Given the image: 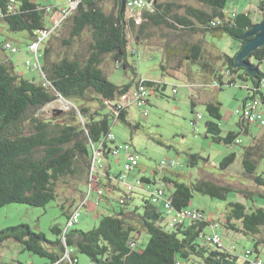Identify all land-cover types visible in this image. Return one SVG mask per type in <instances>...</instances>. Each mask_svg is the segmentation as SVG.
I'll list each match as a JSON object with an SVG mask.
<instances>
[{"label":"trees","instance_id":"16d2710c","mask_svg":"<svg viewBox=\"0 0 264 264\" xmlns=\"http://www.w3.org/2000/svg\"><path fill=\"white\" fill-rule=\"evenodd\" d=\"M104 1L80 0L64 23L55 27L52 17L62 10L58 7H43L32 0H0V23L11 32L28 34L31 39L28 53L31 54L29 45L43 31L50 32L45 41L52 37L44 50V63L41 60L40 68L27 65V61L33 60L31 58L25 63L32 70H41V82L17 73L13 62L6 56H0V209L12 203L45 207L62 199L61 208L68 219L65 228L52 226L54 239L34 232L25 224L2 229L0 247L9 240L16 241L24 251L46 259V264L73 263L66 262V259L78 264L77 254L85 255L92 264H251L238 255L236 249L226 248L223 242L220 247L208 239L212 233L204 234V229L218 223L209 221L204 211L202 219L170 227L164 209L159 207L161 204L151 202L150 193L155 186L162 184L170 196L172 208L182 211L189 208L196 192L226 200L233 190L244 198H252L260 193L258 189H234L207 179L188 185L156 172L152 177H140L143 188L128 193L119 177L123 170L119 173L113 171L111 158H116L113 150L117 145L115 140H109L108 135L118 121L133 129L139 128V125L133 126L128 121L130 106L122 104L129 100L133 89L142 84L149 90L148 111L153 94L163 93L166 89L161 82L138 79L137 69L128 61L129 33L140 45L152 36V30H163L166 38L163 49L168 62L161 65L163 70L181 72L186 63L185 74L192 87L217 91L242 81L248 95L241 107L247 101L258 100L263 110L264 69L261 65L264 63V46L245 59L249 67L236 64L237 56L251 39L244 38L245 35L258 22L250 11L228 9L229 2L234 0H194L197 5L187 3L189 0H147L151 8H141L139 18L128 16L122 0H112L114 7L108 13L102 7ZM258 9L264 18V0L259 3ZM48 15L51 27L46 24ZM63 25L69 30L68 39L62 40L66 51L74 42L81 41L84 35L88 34L90 39L82 54L72 57L66 53L61 59H54L51 42L59 39L55 33ZM195 35H200V38L195 39ZM225 35L237 44L234 55L220 51L207 41L208 36ZM7 50L13 54L19 51L9 41L3 45V51ZM108 56L118 68L132 71L130 83L117 85L108 78L103 68ZM195 66L197 72L193 71ZM174 93H178L177 89ZM58 97L72 108L65 115L54 110L49 119L39 116L38 111ZM192 105L196 107L194 100ZM206 108L212 118L206 124L207 134L215 143L227 146L242 144L240 134L250 135V127L259 126L239 115L240 131L224 133L220 125L222 104L209 100ZM202 118L201 114L197 115L194 125ZM258 136H253L251 144L244 146L242 160L244 174L253 179L256 188L264 187V177L256 175L260 161L264 160V135ZM94 148L102 154L103 169L93 168ZM236 158L237 155L231 153L224 158L221 168L227 169ZM200 159L198 154H191L188 163L194 167ZM83 186L88 188L87 193ZM121 187L125 191L119 198V208H112V212L103 216L97 227L89 231L75 228L79 218L78 223L65 231L74 213L78 210L80 214V208L86 205L93 192L100 188L118 191ZM60 189H64L62 192L65 193V190L73 189V196L63 198ZM134 196H141L143 204H136ZM260 196L264 198V192ZM77 197H80L78 201ZM106 199L110 202L109 198ZM121 200L124 202L121 203ZM80 202L76 210L66 209L67 205L74 208ZM252 202L251 207L242 202L229 203L223 226L245 235L260 237L264 234V208L256 207L254 198ZM143 230L150 234V240L144 249H139L136 234ZM218 230L216 233L222 237ZM262 243L263 238L257 242L258 245ZM0 264L4 263L0 261Z\"/></svg>","mask_w":264,"mask_h":264},{"label":"rangeland","instance_id":"374dc122","mask_svg":"<svg viewBox=\"0 0 264 264\" xmlns=\"http://www.w3.org/2000/svg\"><path fill=\"white\" fill-rule=\"evenodd\" d=\"M43 7H58L63 9L68 6V0H32ZM262 0H239L234 4L229 2L228 9H236V11H250L256 23L263 20L258 5ZM187 3L196 4L194 0H189ZM197 5V4H196ZM103 9L110 13L114 7L112 0L102 2ZM53 9V8H52ZM140 9L136 11H127L129 17L139 18ZM64 23V22H63ZM61 23V25L63 24ZM257 23V24H258ZM46 24L51 27L50 15L46 18ZM68 27L63 25L62 29L55 35H59V39H53L52 57L61 59L66 53L76 57L84 52L89 41V35L83 36L81 41H76L66 51L62 40L68 39ZM58 32V33H57ZM152 36L144 43L137 45L135 40L129 33V63L137 69L138 79L148 81L161 82L166 86L163 93L153 94L151 105L149 106V115L144 117L142 112L136 107L128 108V121L133 125H139L138 129H133L122 121L115 122L112 127V133L115 135V143L117 146H131L133 154L138 156L137 163L139 166L129 176L128 182H135L137 178L143 175L153 176L156 172L168 175L173 180L184 182L188 185L197 182L200 179H207L219 184L228 185L234 189H246L260 193L264 192V187L257 186L252 178L244 174L243 168V151L244 146L251 144L253 136L258 137L264 135V128L256 125L250 127L251 134H240L239 141L242 144H234L227 146L224 143H215L211 136L207 134L206 124L211 121L207 112L206 102L215 100L222 104V121L221 128L224 133L228 131H240L239 124L241 118L236 115V110L241 107L242 102L248 95L247 89L243 87L244 83L238 81L236 85L226 86L221 91L213 90L212 88L192 87L188 83L186 76V63L183 71L171 73L170 70H163L161 65H167V59L164 53V45L166 38L163 36V30H152ZM49 37L41 47V60L44 63V50ZM195 39L200 38V35H195ZM13 43L19 51L13 54L11 51H3V45L7 42ZM31 39L26 32H11L8 27L0 23V56L8 57L15 65V71L25 78L35 79L37 82L43 80L41 70H32L25 63L27 59H33L28 53V44ZM207 41L224 53L234 55L237 51V44L228 36L212 37L208 36ZM135 50L137 54H132ZM103 68L107 72L108 78L117 85L128 84L133 79L131 70L118 68L115 62L108 56L105 58ZM194 72H197V67H194ZM264 69V63L261 65ZM186 73V74H185ZM197 83H200L197 80ZM177 89L178 93H174ZM163 94V95H162ZM193 100L196 102V107L192 105ZM62 98L58 97L53 103L39 110V116L49 119L54 110H59L61 114H66L72 106L67 104ZM69 107V108H68ZM64 109L65 111H61ZM264 114V109L262 110ZM201 114L203 118L197 121L194 125V120L197 115ZM259 133V134H258ZM256 142V141H255ZM235 153L237 158L235 162L227 169L221 168V163L225 157ZM198 154L200 160L198 165L191 167L188 163L189 155ZM126 153L121 151L119 157H112L113 171L119 173L123 170ZM162 161H176L178 167H162ZM256 175L264 177V160L260 161ZM94 176V179H96ZM94 185L95 182L93 183ZM123 186V185H122ZM84 192H88V188L82 187ZM64 189H60V192ZM62 192L63 198L72 197L73 189H67ZM99 191V193H98ZM93 192L88 198L86 205L80 208V222L75 225L83 231H89L97 227L103 216L109 215L112 208H119V198L123 195L125 189L110 191L109 189L100 188ZM169 191V190H168ZM260 193L255 194L252 198H244L235 190L228 193L226 200L211 198L210 196L194 193V197L188 209L199 210L205 213L209 221H213L220 225L218 232L222 235V242L228 249L235 248L238 255L244 258L247 250L253 251L249 259H254L258 254L264 261V243L258 245L259 239H264V234L260 237L253 235H245L242 232L227 230L223 224L226 222L229 203L242 202L248 207L253 205L252 199H255V206L264 208V198ZM106 198L110 199V202ZM80 197H77V201ZM136 204L142 205L143 199L138 196ZM64 203L62 199L50 202L45 207H34L28 204L12 203L0 209V230L18 226L29 225L34 232L44 233L49 239H54L55 236L51 231L52 226L66 227L67 216L63 213L61 205ZM81 205L78 203L74 208L69 205L67 210H76ZM163 208V205H159ZM109 209V210H105ZM212 227L208 226L204 229V234L212 233ZM264 231V230H263ZM137 235L138 248L144 249L150 240V234L146 231H141ZM258 249V251H257ZM79 263L88 264L90 260L82 254H77ZM0 261L4 264H46L47 260L37 255L31 254L23 250V246L16 241L9 240L0 247ZM66 262H72L66 259ZM71 264V263H70ZM184 264H193L187 262Z\"/></svg>","mask_w":264,"mask_h":264},{"label":"built area","instance_id":"2783aa9c","mask_svg":"<svg viewBox=\"0 0 264 264\" xmlns=\"http://www.w3.org/2000/svg\"><path fill=\"white\" fill-rule=\"evenodd\" d=\"M80 0H69L68 6L64 7L59 13L56 14L52 20L54 21L55 27L60 26L63 23L64 19L71 14V11L75 10L77 5L79 4ZM151 8V4L147 0H127L126 8L129 11H134L138 8ZM49 11L51 9H48ZM235 12V11H234ZM50 32L43 31L37 38V40L29 45L30 52L33 56V60L27 61V65H32L33 68H40L41 67V51L40 47L44 43L45 39L49 36ZM264 85V78L262 80ZM150 99V92L149 90L142 84L137 86V88L133 89L129 100L126 103H122L125 107L133 106L140 110H142V114L144 117H148L149 111L148 109V100ZM123 106V107H124ZM122 108V106H119ZM236 114L243 116L248 122L251 124H257L261 127H264V114L260 107V103L258 100L255 101H247L242 107L236 110ZM199 119L201 116L198 117ZM109 140L114 141L115 135L110 133L108 135ZM121 151L126 153V160L123 166V171L120 174V181L123 182L128 193H132L137 189L143 188V182L141 179L137 178L135 182H128L129 174H131L137 163L138 156L133 154L131 151V146H117L113 150V154L115 157H119ZM161 166L164 167H177L179 163L176 161L165 162L162 161ZM93 168L95 170H100L104 168V160L102 157L101 152L98 149H93ZM150 200L153 204H162L163 211L168 218L169 226L174 227L177 224H183L187 221L199 220L204 217L203 213L199 210H190L185 209L182 211H176L172 208L171 200L169 194H167L166 189L162 184L155 186L154 189L151 191ZM124 201L121 200V203ZM80 214L77 210L74 215L72 216L70 222L67 224V228L65 231L79 222ZM220 227L219 224H214L212 227V234L209 235L208 239L213 243L217 244L218 246L222 247V237L216 233V230ZM232 250L234 251L235 248L233 247ZM253 254V251L247 250L244 258L248 259L251 264H264L263 259L256 257L254 259H249L250 256ZM66 257L69 258L67 255ZM71 260V259H70ZM72 261V260H71ZM72 264H77L76 262L72 261ZM92 264V263H90Z\"/></svg>","mask_w":264,"mask_h":264},{"label":"water","instance_id":"95a60500","mask_svg":"<svg viewBox=\"0 0 264 264\" xmlns=\"http://www.w3.org/2000/svg\"><path fill=\"white\" fill-rule=\"evenodd\" d=\"M126 2L127 0H122L123 8L126 7ZM249 37H251V39L245 44L237 56V66L249 67V65L245 62V59L250 55V53L264 46V18L260 23L256 24L244 38Z\"/></svg>","mask_w":264,"mask_h":264},{"label":"crops","instance_id":"0c3cea01","mask_svg":"<svg viewBox=\"0 0 264 264\" xmlns=\"http://www.w3.org/2000/svg\"><path fill=\"white\" fill-rule=\"evenodd\" d=\"M236 1H239V0H234V2H233V4L236 2ZM233 8H231L230 10H232ZM56 16V13L53 15V17L52 18H54ZM242 104H243V102H242ZM143 176H145V175H143ZM147 176V175H146ZM148 177V176H147ZM135 198H137L136 196H134ZM135 202H137V200L135 199ZM256 257H259L260 259H262L261 257H260V254H258V256H256Z\"/></svg>","mask_w":264,"mask_h":264},{"label":"bare ground","instance_id":"6f19581e","mask_svg":"<svg viewBox=\"0 0 264 264\" xmlns=\"http://www.w3.org/2000/svg\"><path fill=\"white\" fill-rule=\"evenodd\" d=\"M67 104H65V106H66Z\"/></svg>","mask_w":264,"mask_h":264}]
</instances>
